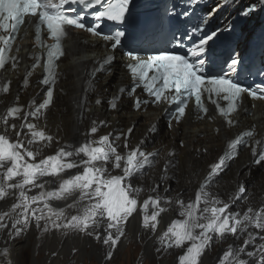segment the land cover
Returning a JSON list of instances; mask_svg holds the SVG:
<instances>
[{
  "label": "snow or ice",
  "instance_id": "6c2138e0",
  "mask_svg": "<svg viewBox=\"0 0 264 264\" xmlns=\"http://www.w3.org/2000/svg\"><path fill=\"white\" fill-rule=\"evenodd\" d=\"M185 4L188 5L185 11L178 13L175 6L165 7L154 21L138 26L131 25L130 20L133 0H0V70L9 62L13 69L17 67L19 58L10 54L13 41L25 19L31 18L35 21L36 45L43 50L42 54H34L31 68L34 71L42 66L39 84L44 89L42 102L30 101L27 109L19 104L10 106L0 116L4 124V130L0 131V201H12L7 210L0 211V244H3L0 264H9V245L33 225L43 233L55 230L93 237L103 246L115 249L134 214L139 211L142 228L155 233L160 224L158 218L168 211L162 205L172 204L178 206V218L172 219L157 239L165 251L183 250L178 264H202L201 258L211 242L228 238L232 242L218 264H264V207L254 209L249 205L246 210L239 207L232 210L238 201L248 200L243 183L227 201L211 191L214 180L229 167L242 146L251 147L252 165L264 164V140L250 145L253 131H243L227 142L224 153L199 183L194 199L185 202L179 193L176 198L169 197L168 187L161 194L156 184L149 188L141 203L143 189L134 186L133 181L145 176L158 153L145 151L144 140L130 146L132 127L127 133L114 131L96 139L92 137L98 133V125L93 121L78 147L66 144L54 154L42 156L54 137L31 122L38 120L54 102L56 62L65 54L62 41L68 29L74 28L102 40L112 50L123 49L124 41H130L123 54L132 84L130 90L119 88V95L109 101L112 109L117 108L124 93L132 97L137 89H142L147 98L135 95L134 109L167 105L163 114L171 128L173 122L179 124L185 118L190 102L198 118L199 114L207 115L206 97L227 125H233L231 116L240 110L244 94L253 100H264V72L259 73L262 82L252 87L238 82L240 53L228 46L224 55L211 47L210 42L221 30L207 32L209 19L188 24L186 32L173 29L171 17L180 15L188 20L194 11L192 5L198 6L199 0H185ZM261 9L264 0H260V9L253 3L239 15L247 18ZM216 11L217 8L212 9L213 13ZM105 24L111 25L108 33L103 31ZM130 25L138 28L134 35L129 33ZM42 34L52 42L48 43ZM113 59L111 55L102 58L97 71L108 69ZM31 75V71L27 72L25 85ZM9 89V83L0 86L2 93H8ZM94 90L93 81V87L87 88L86 93ZM96 103L101 101L98 99ZM80 107L83 109V103ZM10 118L19 121V130L16 123L9 124ZM105 124L106 121H99V126ZM150 131H156L155 124ZM168 156L174 154L169 152ZM175 168L173 159L166 160L160 183L174 179L169 170ZM113 170H118V174ZM60 203L64 206L59 207ZM112 254L108 251L106 258Z\"/></svg>",
  "mask_w": 264,
  "mask_h": 264
},
{
  "label": "bare ground",
  "instance_id": "6f19581e",
  "mask_svg": "<svg viewBox=\"0 0 264 264\" xmlns=\"http://www.w3.org/2000/svg\"><path fill=\"white\" fill-rule=\"evenodd\" d=\"M221 1L216 0L214 8L219 9L218 5H221ZM241 1L247 0H237L236 4L233 3V5H237ZM17 43L19 50H16L15 54L21 57L22 54L25 55L35 49L31 32L29 33L28 29L21 38L17 39ZM106 52L111 51L101 40L81 31H70L69 37L65 40V55L58 62V80L54 89V102L38 120L31 121L36 123L38 128H43L47 134L54 137L50 147L42 153V156L54 154L58 147L66 144L72 145L73 148L78 147L84 142L85 134L92 126L93 121H96L98 125V133L92 137L96 139L100 135L114 131L127 133L128 128L132 127L133 131L129 136L130 146L134 147L141 140H144L143 148L145 151L158 153L154 165L145 170V176L143 178L138 177L133 181L134 186L143 189L140 202L142 203L149 194V188L156 184H159L161 194H164L165 188L169 186L172 188L169 190L172 194L181 192L179 198L187 202L192 191L207 174L209 164L217 160L228 138L243 128H250L254 132L253 138H258L264 132V102L251 101L247 96L243 97L240 110L232 114L231 118L235 123L231 126L227 125L223 117L211 111L206 116L200 115L199 118L190 114L179 124L173 122V126L169 128L167 119L163 114L167 105H149L146 108L142 106L139 111L134 109V97L141 95V89H137V93L132 97H129L127 92L124 93L117 101V108L112 109L109 101L119 95L120 87L127 88L132 83V78L124 69L127 59L122 57L118 50H114L112 53L114 60L108 66L110 71L96 72L93 75L91 85L87 88H92L94 81L95 90L86 93L87 88L85 89L82 102L83 109H81L82 103L80 104L79 100L82 93L84 71L94 58H98ZM29 65L28 60L24 59L17 64L15 69L9 68L5 71L6 77L11 80V86L8 93L0 96V116L6 114L7 108L13 104L22 105L27 109L30 101L42 102L43 90L34 81L35 76L39 74L40 67L34 71L31 70L33 76L28 84L19 83L21 74L26 68L28 69ZM98 99L101 101L99 104L96 103ZM99 121H106V124L99 126ZM12 123H16L17 130H19V121L10 118L9 124ZM154 124L156 131L151 132L150 128ZM3 130L4 124L0 121V131ZM8 131L11 136L12 129L9 128ZM156 137L157 139L154 140ZM11 138L14 139L15 137L12 136ZM120 144H123V139H121ZM169 152H172L174 157H169ZM168 159H173L176 164L175 169L169 170V175L174 173L177 191L174 186L175 178L160 183V177L164 172V163ZM250 162L249 147H244L236 161L229 164V167L214 180L211 191L215 192L219 198L227 201L229 195L236 191L239 184H244L246 177H252L250 179L251 184L253 183V187L250 186L251 191L259 190L264 193V164L257 171V174L253 175ZM113 172L114 174L118 173L117 170H113ZM169 191L166 195L176 198L174 195H170ZM245 196L248 198L247 202L238 201L237 205L232 207L233 211L237 207L246 210L249 205L252 206V195ZM11 202V200L0 201V211L7 210ZM58 206L63 207L64 204L60 203ZM162 206L167 207L168 211L158 218L160 224L157 232L152 233L142 228L141 216L138 211L133 218L129 219L125 226V234L118 241L115 249L103 246L93 237L79 233L64 234L55 230L43 233L33 225L27 233L9 245V264H19V255L26 249L33 252L31 264H67L64 261L68 262L71 257L83 259L84 255H93L101 263L107 257L108 251H112V258L116 256L120 258L130 249L141 250L139 253L140 260L150 259L153 264H178V256L182 254L183 250L168 249L165 251L160 247L157 237L166 229L167 224L176 217L179 209L175 204ZM137 237H140L142 241L140 247L135 245ZM128 238H131L133 242L127 244L129 248L126 246L122 248L121 245ZM225 242L226 245H224ZM231 242V238H228L217 244L220 246L217 249L214 247L215 250H212L213 248L210 246L201 258L202 264H218L219 257ZM88 247L90 250L86 251L85 249ZM158 248L160 251H157ZM167 253L176 257L174 263H171L172 258L168 257ZM40 254L43 255L41 258L39 257Z\"/></svg>",
  "mask_w": 264,
  "mask_h": 264
},
{
  "label": "rangeland",
  "instance_id": "374dc122",
  "mask_svg": "<svg viewBox=\"0 0 264 264\" xmlns=\"http://www.w3.org/2000/svg\"><path fill=\"white\" fill-rule=\"evenodd\" d=\"M156 139H157V137L154 140H156ZM252 170H253V172L256 173L257 170H259V169H258V167H253ZM238 176H240V175L238 174ZM251 182H252L251 180H246V181L244 180V185L246 188V192L244 195H248V194L252 195L253 201H251V202L254 205V209H259L260 207H264V194L260 193L258 190L251 191V189H252L251 187H253V183L251 184ZM174 186L176 187V191H177L176 178H175ZM168 188H170V187H168ZM255 198H257V199H255ZM129 242H132V241L129 240ZM219 243L220 242L212 241V244H211V246L213 248L212 250H215V248L217 249L220 246V245H217ZM140 244H141V241L139 239H137L135 245L140 247ZM224 245H226V242L224 243ZM125 246L127 248H129V246L127 244L122 246V248ZM89 248L90 247L86 248L85 250L89 251L90 250ZM140 251L141 250L130 249L129 251H127V253L123 257L117 258V256H116L114 258H112V257L111 258H105L104 262H101V263L98 262L93 255L92 256L91 255H89V256L84 255L83 259H76V258L71 257L68 262L67 261H64V262H66L67 264H153L150 259H141L140 260L139 259ZM42 256H43L42 254L39 255L40 258ZM167 256L172 258L171 263H173L175 260V257H173L172 255H168V254H167ZM217 257H216V259H218ZM32 259H33V252L31 250L26 249L19 255V264H31Z\"/></svg>",
  "mask_w": 264,
  "mask_h": 264
},
{
  "label": "clouds",
  "instance_id": "9594fccd",
  "mask_svg": "<svg viewBox=\"0 0 264 264\" xmlns=\"http://www.w3.org/2000/svg\"><path fill=\"white\" fill-rule=\"evenodd\" d=\"M163 214V213H162ZM175 218H178V216H176ZM174 218V219H175ZM6 235V234H5ZM137 239H140V237H137ZM137 239H135V240H137ZM129 240H131V238H128V240L123 244V245H126V244H128V243H130V242H128ZM132 242H133V240H131ZM140 241H141V239H140ZM141 243H142V241H141ZM96 244H98V243H96ZM0 245H3V244H0ZM123 245H121V246H123ZM140 246H141V244H140ZM120 247V246H119ZM168 255H172L173 257H175L173 254H171V253H167ZM166 254V255H167ZM114 258V257H113ZM175 259H176V257H175ZM175 261V260H174ZM174 263V262H173Z\"/></svg>",
  "mask_w": 264,
  "mask_h": 264
}]
</instances>
